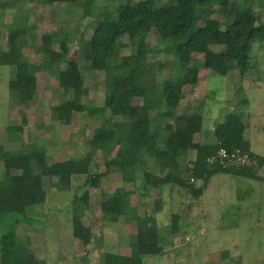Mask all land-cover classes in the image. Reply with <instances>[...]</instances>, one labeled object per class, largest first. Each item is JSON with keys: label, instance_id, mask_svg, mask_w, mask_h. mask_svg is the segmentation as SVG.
Returning <instances> with one entry per match:
<instances>
[{"label": "rangeland", "instance_id": "1", "mask_svg": "<svg viewBox=\"0 0 264 264\" xmlns=\"http://www.w3.org/2000/svg\"><path fill=\"white\" fill-rule=\"evenodd\" d=\"M168 1L157 0V3ZM244 1L251 3L263 23L264 0ZM6 2L11 7L2 6ZM118 4L119 0H92L90 13L84 14L81 6L72 4L44 5L35 0H0V47L6 48L11 27L26 26V33L21 37L22 51L30 62L39 63L43 56L41 36L56 32L58 38H62L63 32L67 33L72 39L66 58L77 59L82 69L88 91L84 102L91 108L101 107L104 74L83 70L88 62H83L81 46L90 37L92 22L97 24ZM218 6L213 5L212 18L222 21ZM146 42L154 50L147 60V69L156 71L161 68V72L156 71V85L161 88L164 80L178 79L182 67L175 64L170 44L163 41L160 44L153 35L148 36ZM122 44L118 56H126L133 51L134 43L128 37L122 40ZM53 46L60 51L58 43ZM193 57L202 60L203 55L195 54ZM59 68H66L65 61ZM14 76V67L0 65V145L11 154L26 152L35 145L37 157L48 165L80 158L91 150L95 151L89 142L105 119L112 126L121 128L123 125L120 117L109 118L108 113L102 112H76L70 124L57 120L52 108L61 101V90L56 78L44 70L36 74L35 99L19 105L10 96L8 88V82ZM197 76L196 84L183 87L176 106V111L181 114L201 113V128L194 134V142H213L216 125L231 111H236L246 124L244 138L250 143V150L264 158V41L254 45L251 51L248 76L239 75L236 69L230 70L226 76L216 75L201 61ZM157 91L149 89L147 97L153 99ZM142 102L143 98L132 100L133 104ZM157 114L159 111H152L153 116ZM175 126L172 121L156 130L163 135L173 131ZM194 159L195 152L189 151L185 158L179 160L180 166L189 169ZM104 161L105 154L97 151L93 164L99 171L105 170ZM147 163V170L158 176L164 175L154 162L147 159ZM240 163L242 166L250 162ZM2 171L4 168L0 161V173ZM187 172H183L185 177H189ZM257 174L264 177V165ZM211 178L203 194L195 199L177 185L146 190L139 169L132 180L124 181L122 174L112 168L100 179L98 186L89 185L86 175H75L71 186L65 190H57L56 178L43 176L44 202L27 208L25 213L7 215V220L0 225V232L7 227L13 228L9 221H18L14 225L17 236L28 238L36 258L46 264H103L106 252L130 255L137 233L146 225L158 228L162 253L145 257L144 264H264V182L226 174H215ZM191 182L196 187L202 184L201 180L191 179ZM117 190L129 191L131 195L126 214L113 222L103 216L101 203ZM85 192L89 195L87 204L79 200L73 202ZM75 211L83 212L81 222L91 230L88 244L73 236L72 216ZM175 214L178 229L171 232L172 215ZM139 217L147 218V223L138 222Z\"/></svg>", "mask_w": 264, "mask_h": 264}, {"label": "trees", "instance_id": "2", "mask_svg": "<svg viewBox=\"0 0 264 264\" xmlns=\"http://www.w3.org/2000/svg\"><path fill=\"white\" fill-rule=\"evenodd\" d=\"M35 1L44 5L81 6L84 14L90 13L92 5V0ZM220 1L170 0L158 4L157 0H119L114 11L106 12L97 24L92 22L90 37L81 46L84 52L81 56L84 63L88 62L83 70L104 74V101L101 107L96 108L84 102L88 91L77 59L66 58L72 39L67 33L63 32L62 38H58L56 32L44 33L41 36L42 59L39 63H32L22 51L21 37L26 33V26L11 27L6 48L0 47V65L15 68V76L8 82V88L17 104L26 105L35 99L36 74L44 70L56 78L61 90V101L52 108L57 120L70 124L76 112H102L108 113L109 118L120 117L123 125L121 128L112 126L105 119L95 129L89 142L95 151L51 165L37 157L35 145L17 154H11L0 145V161L4 168L0 173V225L7 220V215L25 213L27 208L44 202L43 176L56 178L57 190H65L71 186L75 175H86L89 185L98 186L100 179L112 168L122 174L124 181L132 180L139 169L146 190L177 185L190 192L195 199L203 194L215 174L264 182V177L257 174L264 165V158L250 150V143L244 138L246 124L236 111H231L216 125L213 142L203 143L193 140L194 134L201 128V113L181 114L176 111L183 87L194 85L198 80L200 61L213 74L226 76L230 70L236 69L239 75L246 77L251 51L254 45L264 41V22L260 21L251 3L247 4L244 0ZM214 4H219L222 21L212 18ZM4 5L11 7L8 2ZM151 35L160 44L162 41L170 44L175 64L182 67L178 79L164 80L161 88L156 85V75L161 68L156 70L158 72L147 69V60L154 52L146 42ZM127 37L134 43L133 51L126 56H118L122 40ZM55 43H58L60 51L53 48ZM195 54H202V60L194 59ZM64 61L66 68L60 69L59 65ZM153 88L158 91L151 99L147 97V91ZM134 98H143V102L133 104ZM152 111H159V114L153 116ZM172 121L176 123L173 131L158 134L156 128ZM220 149L228 153L239 150L241 154H247L249 165L224 167L217 159ZM97 151L105 154L104 171H99L93 164ZM189 151L195 152V159L188 169L180 166L179 160L185 158ZM112 153L115 155L112 156ZM147 159L154 162L164 175L158 176L147 170ZM183 172L189 173V177H185ZM191 179L201 180L202 184L196 187ZM130 195L129 191L117 190L101 203L103 216L117 221L129 209ZM88 197L85 192L73 202L79 200L87 204ZM82 215L83 212H74L72 233L88 244L91 230L82 224ZM137 221L146 224L147 218L139 217ZM9 222L13 223V228L7 227L0 232V264H46L36 258L28 238L17 236L14 225L18 221ZM177 226L175 214L172 215L171 232L177 231ZM159 240L158 228L146 225L143 231L137 233L130 255L106 252L103 264H144L145 257L162 253Z\"/></svg>", "mask_w": 264, "mask_h": 264}, {"label": "built area", "instance_id": "3", "mask_svg": "<svg viewBox=\"0 0 264 264\" xmlns=\"http://www.w3.org/2000/svg\"><path fill=\"white\" fill-rule=\"evenodd\" d=\"M217 159L224 167H229L233 165L240 166L241 161L245 162L249 160L247 154H241L239 150H234L232 153H228L225 149H220V151L218 152ZM209 161L212 160L209 159Z\"/></svg>", "mask_w": 264, "mask_h": 264}]
</instances>
